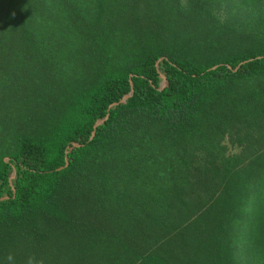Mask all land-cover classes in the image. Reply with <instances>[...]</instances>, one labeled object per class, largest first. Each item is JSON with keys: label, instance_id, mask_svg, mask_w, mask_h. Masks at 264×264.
<instances>
[{"label": "trees", "instance_id": "trees-1", "mask_svg": "<svg viewBox=\"0 0 264 264\" xmlns=\"http://www.w3.org/2000/svg\"><path fill=\"white\" fill-rule=\"evenodd\" d=\"M0 264H264V0H0Z\"/></svg>", "mask_w": 264, "mask_h": 264}, {"label": "water", "instance_id": "water-1", "mask_svg": "<svg viewBox=\"0 0 264 264\" xmlns=\"http://www.w3.org/2000/svg\"><path fill=\"white\" fill-rule=\"evenodd\" d=\"M132 92H130V94H131ZM129 94V95H130ZM126 98V96H124V98L123 99H125ZM107 118V116L105 117V119ZM104 119V120H105ZM101 122H103V120H100V121H97V123L95 124V126H94V128H96V126L99 124V123H101ZM95 135V131H93V133H92V136H91V138L93 137Z\"/></svg>", "mask_w": 264, "mask_h": 264}]
</instances>
